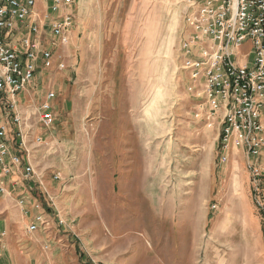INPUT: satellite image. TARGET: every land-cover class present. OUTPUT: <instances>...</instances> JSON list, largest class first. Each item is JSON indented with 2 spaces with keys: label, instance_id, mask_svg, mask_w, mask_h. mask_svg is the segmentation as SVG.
<instances>
[{
  "label": "rangeland",
  "instance_id": "1",
  "mask_svg": "<svg viewBox=\"0 0 264 264\" xmlns=\"http://www.w3.org/2000/svg\"><path fill=\"white\" fill-rule=\"evenodd\" d=\"M187 7L76 0L69 44L45 32L52 67L38 65L18 111L36 167L30 194L49 213L52 237L25 228L26 239L12 230L4 244L19 236L13 245L26 252L40 239L37 264H264V177L255 181L246 151L223 162L218 125L197 118L204 111L182 51ZM50 93L55 123L46 128L39 111ZM21 190L0 195L1 211L18 206ZM97 220L109 223L104 234L90 228Z\"/></svg>",
  "mask_w": 264,
  "mask_h": 264
},
{
  "label": "built area",
  "instance_id": "2",
  "mask_svg": "<svg viewBox=\"0 0 264 264\" xmlns=\"http://www.w3.org/2000/svg\"><path fill=\"white\" fill-rule=\"evenodd\" d=\"M39 1L45 10L37 9ZM185 2L191 33L182 51L192 82L189 92L204 111V118L202 112L197 118L210 128L218 125L223 162L234 149L256 160L249 169L257 182L264 177V0ZM75 5L76 0H0V195L8 198L23 189L17 207L26 218L33 213L26 227L30 235L52 237V223L30 194L38 182L28 134L22 129L25 121L18 111L19 97L34 82L39 64L52 67L53 53L44 42L45 32L61 46L69 44L76 24ZM247 42L248 50L242 51ZM54 98V93L48 94L39 111V121L46 128L55 123ZM13 125L17 126L14 140ZM36 141L39 145L42 138ZM44 250L49 251V245Z\"/></svg>",
  "mask_w": 264,
  "mask_h": 264
},
{
  "label": "crops",
  "instance_id": "3",
  "mask_svg": "<svg viewBox=\"0 0 264 264\" xmlns=\"http://www.w3.org/2000/svg\"><path fill=\"white\" fill-rule=\"evenodd\" d=\"M0 208H2V206ZM101 221L103 222V224L99 223L100 221L97 220L96 223L90 225V228H93V231L95 229V231H97L98 233L104 234V229L106 227H110V225L109 223H107V221ZM27 225L28 220L26 219L22 209L18 207H16L15 209L3 211H1L0 209V238L1 235L5 234V236L0 240L3 244L2 247L0 246V264H37V262L44 260L45 256L42 255L38 250V247L41 243L40 239H33V242L30 244L31 247L28 248L26 252L18 250V248L14 247L13 245L14 242L19 239V236L6 239V243L4 244L5 237L12 230H21L20 239H26L27 237L26 235H23L22 231L27 227ZM54 239L56 240V237L53 238V240ZM95 243H99L98 246L100 245L99 238L95 240ZM93 244L94 240L88 239L87 241H85L84 245L86 247H91ZM100 247L102 246L100 245ZM80 248L82 250L84 249L81 245Z\"/></svg>",
  "mask_w": 264,
  "mask_h": 264
}]
</instances>
